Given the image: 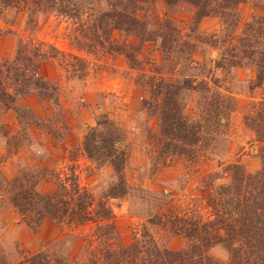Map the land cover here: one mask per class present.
Returning a JSON list of instances; mask_svg holds the SVG:
<instances>
[{
  "label": "trees",
  "instance_id": "trees-1",
  "mask_svg": "<svg viewBox=\"0 0 264 264\" xmlns=\"http://www.w3.org/2000/svg\"><path fill=\"white\" fill-rule=\"evenodd\" d=\"M162 1L169 6L187 3L194 8L188 33H183L184 29L175 27L173 21L167 19L149 28L146 19L140 16L147 0H0V12L10 7H23L33 28L38 24V14L55 12L76 20L79 27L72 42L77 51L91 53L100 47L110 55L122 56L130 71H139L142 78L148 79L143 90L149 94L142 98V104L160 121L159 157L163 160L182 157L194 163L200 159L204 133L199 120H191L185 115L184 96L189 92L206 94L200 117L205 119L208 127L212 121L221 124V116L233 105L230 97L211 95L205 81L197 82L186 75L188 70L195 69L192 64L195 54L200 52V44L215 48L219 42H213L214 35L200 32L199 24L208 17L218 18L223 26L221 42L236 41L239 45L232 48L229 45L225 58L222 56L216 63L217 68H222L224 62L240 67L251 65L257 72L255 87L264 88V16L255 17L244 28L243 36H239V6L246 0ZM116 32L119 37L114 39ZM148 43L157 44L162 53L163 63L158 69L162 75L157 79L144 72L149 61L145 51ZM49 48L59 52L52 46ZM229 56L238 57V63L235 59L228 62ZM47 57L48 53L42 48L21 43L14 59L0 60V111L6 114L14 109L24 128L37 124L63 144L70 128L63 114L58 85L41 74V63ZM178 67L180 72L176 79L166 76V73H175ZM31 95L53 105L55 112L49 123L36 117L30 108L19 106L20 98ZM245 121L262 143L261 169L248 173L242 167H233L231 181L220 185V192L211 190L206 195L213 219L179 215L175 211L155 216L164 228L186 240V246L180 250L159 246L146 225L140 234L134 235L132 242H122L105 197L95 199L72 176L59 179L51 193L38 190L39 183L47 176L46 168L27 166L12 179L0 176V210L12 208L19 219L31 227L37 228L45 221L65 227L69 230L67 237L71 246L77 240H82L83 246V252L76 258L70 251L44 250L23 256L14 264H224L210 255L216 246L226 249L230 256L227 264H264V102L248 114ZM7 134L5 127L0 125V135L8 137ZM124 135L115 122L103 117L86 130L77 146L91 162L113 167L118 180L108 196L114 198L128 193L122 174L127 154L120 148ZM7 146L9 150L12 148L10 141ZM86 229L91 230L86 234ZM2 264L10 263L4 257Z\"/></svg>",
  "mask_w": 264,
  "mask_h": 264
},
{
  "label": "rangeland",
  "instance_id": "rangeland-1",
  "mask_svg": "<svg viewBox=\"0 0 264 264\" xmlns=\"http://www.w3.org/2000/svg\"><path fill=\"white\" fill-rule=\"evenodd\" d=\"M147 1L140 16L146 19L149 28L167 19L173 21L175 27L184 29L183 33L189 32L194 14L192 6L187 3L169 6L162 0ZM239 12L241 20L237 35L243 36L248 23L255 17L264 16V0H246L239 6ZM36 19L38 24L33 28L23 7H10L0 12V60L14 59L21 43L42 48L48 53L47 59L41 63V74L60 89L63 114L70 133L62 144L37 124L24 128L14 109L6 114L0 111V125L8 133V137L0 135V176L12 179L27 166L46 168L47 176L38 186L41 193H51L59 179L72 176L95 199L105 197L122 242H132L134 235L140 234L146 225L159 246L174 251L183 249L186 240L164 228L155 216L175 211L179 215L213 219L206 195L211 190L220 192V185L231 181L233 167H242L248 173L262 167V143L245 121L246 116L264 102V88L255 87L256 69L251 65L240 67L225 62L222 68H217L216 63L222 56L225 58L229 45L231 48L239 45L236 41L221 42L223 26L218 18L203 19L199 31L207 36L214 35L213 42H219L215 48L200 44V52L195 54L192 64L195 69L188 70L186 75L194 77L197 82L205 81L211 95L230 97L233 105L221 116V124L212 121L208 127L205 119L200 117L206 94L187 93L183 102L184 113L191 120H199L204 133L200 159L194 163L182 157L163 160L159 157L160 121L142 104V98L149 94L143 90L148 79L142 78L139 71H130L122 56L110 55L100 47L91 53L77 51L72 42L79 27L76 20L55 12L38 14ZM118 37L116 32L112 38ZM50 46L59 52H54ZM145 51L149 61L144 72L157 79L162 75L158 73L163 63L162 53L154 43L146 44ZM72 56L82 60L77 61ZM233 59L238 63V57L229 56L226 60ZM178 72L180 67L175 73L164 75L176 79ZM18 103L23 108H30L36 117L47 123L55 112L51 103L37 95L20 98ZM103 117L115 122L125 134L120 142L121 150L127 154L122 174L128 193L124 197L108 196L118 180L113 167L99 166L77 149L86 130ZM8 141L12 147L10 150ZM90 230L86 229V234ZM68 235L67 228L50 221L37 228L31 227L21 221L12 208H3L0 210V264L4 257L8 263L14 264L23 256L44 250L70 251L76 258L83 252L82 240L71 246ZM210 255L221 263L230 262V256L222 246L212 248Z\"/></svg>",
  "mask_w": 264,
  "mask_h": 264
}]
</instances>
